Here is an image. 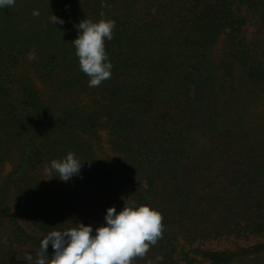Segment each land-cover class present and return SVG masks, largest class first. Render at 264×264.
I'll use <instances>...</instances> for the list:
<instances>
[{
	"label": "trees",
	"instance_id": "obj_1",
	"mask_svg": "<svg viewBox=\"0 0 264 264\" xmlns=\"http://www.w3.org/2000/svg\"><path fill=\"white\" fill-rule=\"evenodd\" d=\"M101 12L113 69L89 87L73 41ZM68 152L85 161L64 182L46 169ZM126 201L163 216L132 264H264V0L0 9V264H29L49 231L95 229Z\"/></svg>",
	"mask_w": 264,
	"mask_h": 264
},
{
	"label": "clouds",
	"instance_id": "obj_2",
	"mask_svg": "<svg viewBox=\"0 0 264 264\" xmlns=\"http://www.w3.org/2000/svg\"><path fill=\"white\" fill-rule=\"evenodd\" d=\"M15 3L16 0H0V9L14 7ZM32 14L40 15L38 10H33ZM100 15L102 18L98 21L81 20L76 25L79 34L73 41L80 70L89 77V87L100 86L111 77L113 69L105 41L113 39L116 22L103 18V12ZM49 20L55 25L65 23L55 14ZM83 161L68 152L65 157L52 160L46 171L56 173L51 177L68 182L81 173ZM162 231L163 216L159 210L126 201L120 211L114 205L109 207L104 223L95 229L92 224L81 221L49 231L40 242L35 260L32 254L24 259L29 264H132L134 258L143 257L149 246L156 244ZM49 245L53 249L51 257Z\"/></svg>",
	"mask_w": 264,
	"mask_h": 264
},
{
	"label": "rangeland",
	"instance_id": "obj_3",
	"mask_svg": "<svg viewBox=\"0 0 264 264\" xmlns=\"http://www.w3.org/2000/svg\"><path fill=\"white\" fill-rule=\"evenodd\" d=\"M251 26L249 27V31L251 30ZM250 33V32H249ZM29 58H31V55L30 56H28ZM25 70H26V72H27V69H28V64H26V66H25V68H24ZM14 157H13V160H11V161H8L4 166H5V172H8V171H10L11 170V168H12V166L14 165ZM228 244H230V243H228V242H223V246H228ZM213 246H217V243H213L212 244Z\"/></svg>",
	"mask_w": 264,
	"mask_h": 264
}]
</instances>
